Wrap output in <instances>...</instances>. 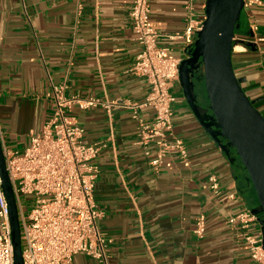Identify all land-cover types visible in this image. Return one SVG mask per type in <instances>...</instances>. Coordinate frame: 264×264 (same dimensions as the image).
I'll use <instances>...</instances> for the list:
<instances>
[{
  "label": "crops",
  "instance_id": "crops-1",
  "mask_svg": "<svg viewBox=\"0 0 264 264\" xmlns=\"http://www.w3.org/2000/svg\"><path fill=\"white\" fill-rule=\"evenodd\" d=\"M189 1L150 0L160 45L181 59L190 49L184 39L173 36L186 28ZM130 3L0 0V134L7 147L22 151L31 135L41 132L53 108L44 97L52 84L65 82L68 95L144 101L150 86L130 70L141 50L129 20ZM205 3L194 0L197 17L205 16ZM254 15L264 36V5ZM251 35L243 15L235 36ZM238 47L232 55L235 73L264 115V41ZM172 91L174 131L186 143L189 158L184 163L173 152L158 170L136 144L137 124L129 109L72 111L87 143L106 144L95 159L100 169L95 200L104 212L100 226L114 240L107 264H257L228 223L233 214L259 207L249 174L202 127L179 82ZM140 115L150 119L153 110L144 108ZM211 173L218 176L217 192L209 182ZM202 213L207 227L198 237L194 228ZM263 220L259 214L251 231L262 232L264 238ZM73 264L104 263L77 254Z\"/></svg>",
  "mask_w": 264,
  "mask_h": 264
},
{
  "label": "built area",
  "instance_id": "built-area-1",
  "mask_svg": "<svg viewBox=\"0 0 264 264\" xmlns=\"http://www.w3.org/2000/svg\"><path fill=\"white\" fill-rule=\"evenodd\" d=\"M206 5V3H205ZM264 5V0H243L242 14L249 21L251 37H234L233 51L248 41H264L259 34L260 25L255 20L254 9ZM206 7V6H205ZM186 28L174 38L184 39L190 51L204 17H197L194 0L189 1ZM150 0H131L129 20L141 50L131 71L146 79L150 90L144 101L128 97L102 100L96 96L68 95L65 82L52 84L44 94L53 104L52 112L41 132L32 134L29 145L22 151L4 143L6 167L13 184L22 230L24 264H73L77 254H83L107 264L109 248L114 240L101 228L104 212L95 200V185L99 166L95 163L105 142L87 143L85 129L72 114L75 109L113 107L129 109L137 124L136 144L143 148L148 162L157 170L173 152L186 163L189 152L183 138L174 131V95L172 89L180 83L181 58L170 54L159 43L160 32L151 19ZM144 108L153 110L150 119L140 115ZM3 142V141H2ZM229 158L237 159L230 150ZM209 182L217 192L218 176L211 173ZM235 193L229 195L230 199ZM230 226L246 242L251 258L264 264V238L262 232L251 231L259 223V214L247 208L229 217ZM207 217L204 213L196 219L194 233L203 237ZM0 264H14V252L8 202L0 178Z\"/></svg>",
  "mask_w": 264,
  "mask_h": 264
},
{
  "label": "water",
  "instance_id": "water-1",
  "mask_svg": "<svg viewBox=\"0 0 264 264\" xmlns=\"http://www.w3.org/2000/svg\"><path fill=\"white\" fill-rule=\"evenodd\" d=\"M243 0H206L203 29L181 60L180 84L202 127L229 156L236 152L249 174L264 216V115L246 94L233 66L235 30ZM0 178L8 202L14 264H24L18 204L0 134ZM264 223V220L262 221Z\"/></svg>",
  "mask_w": 264,
  "mask_h": 264
},
{
  "label": "rangeland",
  "instance_id": "rangeland-1",
  "mask_svg": "<svg viewBox=\"0 0 264 264\" xmlns=\"http://www.w3.org/2000/svg\"><path fill=\"white\" fill-rule=\"evenodd\" d=\"M241 16H243V14H241ZM238 160L240 161V159L238 158ZM241 164H242V162H241ZM242 166H243V164H242ZM244 167V166H243ZM245 169V168H244ZM246 170V169H245Z\"/></svg>",
  "mask_w": 264,
  "mask_h": 264
},
{
  "label": "bare ground",
  "instance_id": "bare-ground-1",
  "mask_svg": "<svg viewBox=\"0 0 264 264\" xmlns=\"http://www.w3.org/2000/svg\"><path fill=\"white\" fill-rule=\"evenodd\" d=\"M237 46H240V45H237ZM241 47V46H240ZM236 49H237V47H236ZM237 50H239V47H238V49Z\"/></svg>",
  "mask_w": 264,
  "mask_h": 264
}]
</instances>
